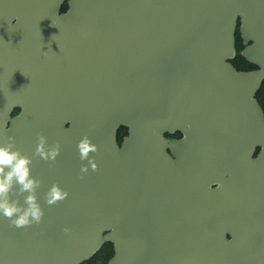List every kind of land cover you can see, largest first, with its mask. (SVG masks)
Segmentation results:
<instances>
[{"label": "water", "instance_id": "1", "mask_svg": "<svg viewBox=\"0 0 264 264\" xmlns=\"http://www.w3.org/2000/svg\"><path fill=\"white\" fill-rule=\"evenodd\" d=\"M64 2L0 0V29L34 34L0 46V144L31 158L44 210L0 215V264H82L106 243L108 264H264V0H69L57 16ZM238 25L256 71L231 64ZM53 185L68 196L49 204Z\"/></svg>", "mask_w": 264, "mask_h": 264}, {"label": "clouds", "instance_id": "2", "mask_svg": "<svg viewBox=\"0 0 264 264\" xmlns=\"http://www.w3.org/2000/svg\"><path fill=\"white\" fill-rule=\"evenodd\" d=\"M47 138L43 135L39 137L37 153L44 158L54 159L59 155L60 147L57 144L51 149L46 148ZM78 149L81 159H89V153L97 150V146L92 144L90 139L85 136L80 140ZM91 168L97 169V164L93 159L90 160ZM82 173L88 171V165H83ZM37 181L31 175V158L23 154L19 149L14 148L13 144H0V215L11 220L15 227H24L33 223H39L44 210L35 195L38 186ZM15 185L20 186L21 191H26L29 195L25 198L22 205L10 197ZM68 192L59 185H53L48 192V203L54 204L59 200L65 199ZM70 228H65L69 232Z\"/></svg>", "mask_w": 264, "mask_h": 264}, {"label": "flooded vegetation", "instance_id": "3", "mask_svg": "<svg viewBox=\"0 0 264 264\" xmlns=\"http://www.w3.org/2000/svg\"><path fill=\"white\" fill-rule=\"evenodd\" d=\"M68 1L69 0H65V2L62 4V6L59 8L57 16H60V15H63V14H66L67 13V11H68ZM55 25L56 24H54L53 26H50V27H55ZM16 27H17L16 22L13 21L8 26V28H10V29H0V46H4V47L12 46V45L16 44V42H17V40H18L19 37H21V38L22 37L28 38V37H33L34 36V34L31 33V32H25V33H22V35H15V32H12V31L13 30H16L15 29ZM237 31H239V33L241 35V32H240L239 28L237 29ZM40 37H50V36L49 35H41ZM241 39H242V37H241ZM249 44L250 43L243 42V48H242V51H241V57L242 58H241L240 61H238L236 64L233 63V60L234 59L231 61V64L236 68L237 71L251 72V71H256V70L259 69V67L256 64L250 62L247 58H245L242 55L243 50ZM263 83H264V81L262 82L261 86L263 85ZM13 86H14V83L11 80H9L5 76V74L0 73V91H1L0 94H6V93H8L13 88ZM13 91H15V89ZM257 93H256V95H257ZM256 99H257V97H256ZM4 100H9V97H6L5 96ZM22 109L23 108L19 104L18 105H15L12 108V113H19ZM125 129H126V131H125L124 135L119 140V144L120 145L123 143L124 138L129 135L128 128H125ZM167 137L170 138V139H177V138H180L181 136L168 135ZM258 151H259V149H257V151H256V153H255L254 156H257V152Z\"/></svg>", "mask_w": 264, "mask_h": 264}, {"label": "trees", "instance_id": "4", "mask_svg": "<svg viewBox=\"0 0 264 264\" xmlns=\"http://www.w3.org/2000/svg\"><path fill=\"white\" fill-rule=\"evenodd\" d=\"M236 57L233 60V63H237L238 61L241 60V51L243 48V40L241 39V35L239 31H236ZM257 100L259 101L261 107L264 110V83L261 86L260 90L258 91L257 95ZM126 129L121 128L118 131V139L120 140L121 137L124 135ZM175 136H180V134H176ZM114 255V248L111 243H106L104 244L100 250L88 261H85L82 264H108L109 260L113 257Z\"/></svg>", "mask_w": 264, "mask_h": 264}]
</instances>
